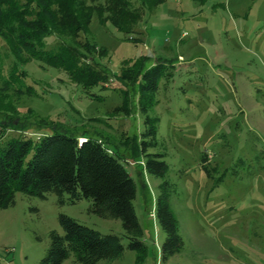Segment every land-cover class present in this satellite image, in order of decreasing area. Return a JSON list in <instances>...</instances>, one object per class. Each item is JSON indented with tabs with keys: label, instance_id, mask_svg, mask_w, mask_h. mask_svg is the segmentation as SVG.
Wrapping results in <instances>:
<instances>
[{
	"label": "rangeland",
	"instance_id": "1",
	"mask_svg": "<svg viewBox=\"0 0 264 264\" xmlns=\"http://www.w3.org/2000/svg\"><path fill=\"white\" fill-rule=\"evenodd\" d=\"M62 39L69 40L48 36L47 47ZM71 39L95 45L109 81L107 88L91 90L103 99L87 97L61 69L25 53L17 58L0 35V120L5 123L8 114L21 128L8 125L0 142L64 125L74 134L101 137L126 156L147 245L142 264H264V0H162L143 13L133 32L100 24L95 16L86 33ZM143 55L146 66L158 56L173 64L171 77L160 78L145 99L148 113L157 117V143L148 152L163 154L164 177L146 172L142 154L130 161V145L123 144L133 135L140 138L145 125L137 85L117 75ZM15 69L24 74L3 90ZM121 88L128 90L129 113L115 110L124 100ZM44 117L54 120L51 127L38 126ZM164 179L173 187L169 203L183 238L181 250L166 259L165 233L155 216ZM67 197L61 202L54 192L39 197L16 190L14 204L0 208V264H40L50 230L63 233L61 213L120 236L122 255L97 264H134L137 253L127 247L120 219L97 216L89 212V200L70 203ZM62 264L80 263L70 254Z\"/></svg>",
	"mask_w": 264,
	"mask_h": 264
},
{
	"label": "trees",
	"instance_id": "2",
	"mask_svg": "<svg viewBox=\"0 0 264 264\" xmlns=\"http://www.w3.org/2000/svg\"><path fill=\"white\" fill-rule=\"evenodd\" d=\"M161 2L0 0V35L17 58L25 53L26 59L34 58L61 69L82 88L87 97L103 99L102 95L91 90L96 86L107 88L109 81L107 71L96 59L95 45L86 39L79 43L71 38L79 32L86 33L95 16L100 24L110 22L120 32H133L143 13H151ZM54 33L66 36L69 40L62 39L48 48L47 37ZM146 59V55L135 59L130 67L123 68L121 74L117 75L121 82L128 79L137 85L138 105L144 115L145 125L140 138L133 135L130 141L126 138L123 144L130 145V161H138L142 154L146 172L155 177H164L168 164L162 159L163 154L148 152V148L157 143V117L148 113L149 105L145 99H150L149 93L157 89L160 78L171 77L173 64L171 60L158 56L154 64L146 66ZM23 74V71L15 69L5 79L3 90L20 80ZM120 93L124 100L115 110L129 113L128 90L121 88ZM6 118L9 120H5V123L0 120V137L8 125L21 129L10 115L7 114ZM37 123L40 128L51 127L54 120L44 117ZM63 126L50 132L41 131L38 136H9L0 142V208L14 204L16 190L39 197L54 192L61 202L64 201V193H67V201L70 203L87 199L90 201L89 212L102 218L120 219L128 238L127 247L137 253L134 264H142L147 245L142 239L143 230L133 205L136 184L123 164V161L128 162L129 159L109 147V142L103 141L101 137L74 134ZM79 138L83 139L80 141ZM29 153V159L25 160ZM204 169L208 171L206 166ZM158 188L155 216L165 233L161 258L166 259L181 250L183 238L169 203L172 184L164 179ZM58 221L63 233L50 230L49 245L40 264H62L70 254L80 264H97L100 260L118 258L124 251V245L117 234L103 233L62 213L58 215Z\"/></svg>",
	"mask_w": 264,
	"mask_h": 264
},
{
	"label": "built area",
	"instance_id": "3",
	"mask_svg": "<svg viewBox=\"0 0 264 264\" xmlns=\"http://www.w3.org/2000/svg\"><path fill=\"white\" fill-rule=\"evenodd\" d=\"M83 138H79V140H82Z\"/></svg>",
	"mask_w": 264,
	"mask_h": 264
},
{
	"label": "water",
	"instance_id": "4",
	"mask_svg": "<svg viewBox=\"0 0 264 264\" xmlns=\"http://www.w3.org/2000/svg\"><path fill=\"white\" fill-rule=\"evenodd\" d=\"M81 141V140H80Z\"/></svg>",
	"mask_w": 264,
	"mask_h": 264
}]
</instances>
